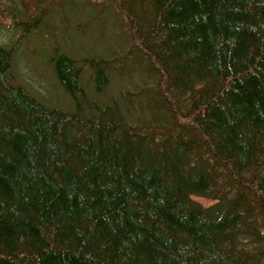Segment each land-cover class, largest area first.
Returning a JSON list of instances; mask_svg holds the SVG:
<instances>
[{"label":"trees","instance_id":"obj_1","mask_svg":"<svg viewBox=\"0 0 264 264\" xmlns=\"http://www.w3.org/2000/svg\"><path fill=\"white\" fill-rule=\"evenodd\" d=\"M0 16V264H264V0ZM98 23L103 43L80 47ZM21 53L51 72H19Z\"/></svg>","mask_w":264,"mask_h":264},{"label":"rangeland","instance_id":"obj_2","mask_svg":"<svg viewBox=\"0 0 264 264\" xmlns=\"http://www.w3.org/2000/svg\"><path fill=\"white\" fill-rule=\"evenodd\" d=\"M79 7V6H78ZM78 9V8H77ZM58 15V12L55 11L53 12V18H55L56 16ZM5 16L4 17H1L0 16V19L2 22H6V18ZM2 30H5L4 28ZM105 31H108L105 29V27L103 26V23H98V24H95L93 25L88 32H85V33H79V41H80V47L82 48H90V47H93L95 45H101L103 43V39L104 36H103V32ZM5 32V31H3ZM48 33L47 32H43V37L44 39H42L44 42V55L47 57V59L52 56V49L50 48L51 45H53L54 43L53 42H49V38H48ZM68 40V37H67V34L66 33H63L62 36L60 37V40L58 41L59 45L61 47H65V44H66V41ZM26 56L27 54H19L18 58H16V63H15V66L18 67V70L19 72H22V73H26L28 71H35V72H38L37 70H31V69H26V67H33L35 66V69H36V66L41 70H46V71H49V63H45L44 61L42 62L41 60L40 61H36V64L33 63V62H30L29 60L26 59ZM41 63V64H40ZM44 67V68H43ZM51 72V70L49 71ZM129 78V75L125 76L123 79H122V76L119 75V73L117 72V69L114 68L113 70H111V82H110V88L115 90L117 87H122L126 80H128ZM36 84H40L41 82L39 81L40 79L36 78ZM112 90L109 91V93H111ZM58 95L60 96L61 93H63V88L60 87L58 89ZM92 95V94H91ZM58 96V97H59ZM94 97V95H92ZM54 96L52 98V100H50V102L52 104L55 105V101H54ZM62 107V106H61ZM193 198H195L196 200H198L200 203L204 204V205H208L211 203V201H209L208 199L204 198V197H198V196H194Z\"/></svg>","mask_w":264,"mask_h":264}]
</instances>
